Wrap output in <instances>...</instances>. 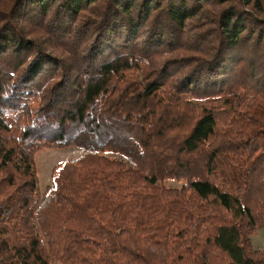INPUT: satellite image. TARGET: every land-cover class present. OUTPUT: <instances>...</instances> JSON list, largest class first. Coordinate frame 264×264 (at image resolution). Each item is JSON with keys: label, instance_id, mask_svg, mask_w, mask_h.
I'll use <instances>...</instances> for the list:
<instances>
[{"label": "trees", "instance_id": "trees-1", "mask_svg": "<svg viewBox=\"0 0 264 264\" xmlns=\"http://www.w3.org/2000/svg\"><path fill=\"white\" fill-rule=\"evenodd\" d=\"M255 228L264 0H0V264H264Z\"/></svg>", "mask_w": 264, "mask_h": 264}, {"label": "rangeland", "instance_id": "rangeland-1", "mask_svg": "<svg viewBox=\"0 0 264 264\" xmlns=\"http://www.w3.org/2000/svg\"><path fill=\"white\" fill-rule=\"evenodd\" d=\"M83 151L75 147H43L34 153V162L36 174L38 177L39 192L42 193L46 186L51 184V176L55 172L58 163L67 160L81 157ZM107 157L121 158L120 155L107 152L99 153ZM184 179H168L163 182L165 187L179 188L184 185ZM250 244L252 249L264 250V229L255 228L250 236Z\"/></svg>", "mask_w": 264, "mask_h": 264}]
</instances>
